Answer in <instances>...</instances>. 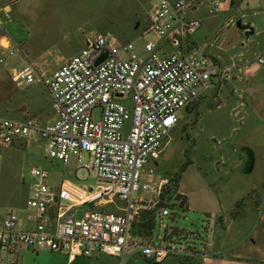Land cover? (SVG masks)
I'll return each instance as SVG.
<instances>
[{"label": "built area", "instance_id": "1", "mask_svg": "<svg viewBox=\"0 0 264 264\" xmlns=\"http://www.w3.org/2000/svg\"><path fill=\"white\" fill-rule=\"evenodd\" d=\"M198 2L156 0L145 28L156 41L135 45L110 33L94 32L49 76L38 74L30 62L11 70L17 86L34 81L45 86L54 117L39 122L28 115H0V149L37 135L47 158L65 163L74 156L79 166L93 171L99 184L83 194H76L79 188L64 180L53 188L48 171L30 165L32 180L25 199L30 227L21 225L14 209H0V264H16L20 252L27 249L52 251L68 260L123 256L121 264L131 256L157 263L169 255L190 253L183 246L155 245L151 238L133 236L130 227L140 208L155 209L162 238H167L169 222L162 219L169 212L161 196L171 178L155 177L153 163L180 111L192 105L214 77H222L223 68L213 58L193 53L191 35L200 21L190 13ZM16 50L8 42L0 62ZM96 108L99 115L94 118ZM81 152L87 153V164L81 162ZM113 197L123 202L117 211L91 206Z\"/></svg>", "mask_w": 264, "mask_h": 264}, {"label": "crops", "instance_id": "2", "mask_svg": "<svg viewBox=\"0 0 264 264\" xmlns=\"http://www.w3.org/2000/svg\"><path fill=\"white\" fill-rule=\"evenodd\" d=\"M44 4V0H14L8 11L2 12L3 7H0V55L7 47L1 43L3 39L17 48L0 62V74L11 78L13 68L30 62L38 74L49 76L65 59L74 55L65 50L75 39L68 33L66 36H63L66 34L64 32L54 34L53 38H47L39 46L31 39L36 34ZM190 16L200 21V26L193 32L194 56L209 55L223 68L222 77H214L209 88L200 96L210 98L208 110H212L213 106L226 109V113L219 117L224 119V123L227 118H233L240 125L237 129L236 125L231 124L228 126L230 131L222 134L224 143L219 154L222 166L217 168L221 170L217 180L207 179L190 158L175 184L172 185L171 181L163 193L167 192L166 200L174 206L203 214L209 225L207 228L213 234L212 240L206 242L204 251L191 248V253L184 256L193 260L189 264H264V197L258 221L255 216L257 207L252 210L250 204L251 193L258 182H264V0H199ZM6 22L8 30L2 26ZM38 33L43 34V30L39 29ZM51 52L55 54L54 67L47 71L42 67L48 61L46 54ZM259 58L262 61H258ZM47 94L50 100L48 91ZM19 107L23 109L17 110ZM34 109L37 111L38 106H25L14 98L12 92L0 95V115L20 118ZM237 130L231 139V132ZM168 143L167 137L159 157L153 163L155 177L171 178L177 173L174 170L164 176L161 170L156 169L158 162L168 157L165 150ZM172 154L173 148L170 149ZM256 173L258 179L253 177ZM64 181L72 184L69 180ZM84 191L78 189L76 194H83ZM145 210H151L155 218V209L140 208L137 214ZM54 216L55 211L51 209L50 220ZM20 221L23 227H30L26 214V224L21 218ZM171 227L168 223L166 234L177 233L178 228ZM150 237L151 234L148 239ZM32 252L38 254L39 250Z\"/></svg>", "mask_w": 264, "mask_h": 264}, {"label": "rangeland", "instance_id": "3", "mask_svg": "<svg viewBox=\"0 0 264 264\" xmlns=\"http://www.w3.org/2000/svg\"><path fill=\"white\" fill-rule=\"evenodd\" d=\"M155 1L44 0L42 16L37 23L36 34L31 36V39L39 46L44 44L47 38H53L54 34L61 35L64 32L66 34L63 36H66L68 33L70 36L75 37L74 41L65 49L70 54H76L83 46L85 35L94 32L110 33L119 41H134L135 45H139L146 40L156 41L157 37L145 30L148 14ZM13 3L14 0H0V7H3L2 12L8 11ZM2 26L7 29V22L3 23ZM39 29L43 30V34L38 33ZM63 36L60 38L62 39ZM191 36L195 46L194 33ZM32 40L31 44L33 43ZM1 43L7 45L5 39ZM46 55L48 61L44 62L42 68L49 71L54 67L55 58L53 55L55 54L51 52ZM4 92H12L14 98L18 102L24 103L25 106L29 104L38 106L37 111L34 109L32 112L27 111L26 113L39 122L51 121L54 117L47 91L41 82L34 81L25 87H18L8 75L1 73L0 95H3ZM201 97H198L187 109L183 108L180 111L179 121L168 136L169 143L165 148L168 157L160 160L158 166H156V169L161 170L164 176H168L174 170L177 172L176 174L181 173L183 164L192 158L195 166L204 173L207 179L217 180L219 178L218 174L221 173V170H217V168L220 169L222 166V158L219 155L224 143L222 134L230 131L228 126L231 124L236 125L239 129L240 122L235 121L233 118H227L226 123H224V119L221 120L219 117L226 113V109L223 107L216 109L213 106L212 110H208L210 98L204 99ZM200 98V104L196 107ZM20 109L23 108L19 107L17 110L20 111ZM98 115L99 112L96 108L93 111V117L97 118ZM238 131L231 132L230 138L233 139ZM171 148H173L172 155H170ZM0 154V209H4V207L14 209L23 223L26 214L25 199L28 185L32 180L27 171L30 165L45 168L48 171V182L53 188L58 187L62 180H69L79 189L91 193L96 190L99 184L93 171L85 166H79L74 156H71L65 163L47 158L44 142L37 135H31L28 142H18L11 148H1ZM81 162L88 163L86 152H81ZM253 177L258 179L259 175L256 173ZM263 183L258 182L255 191L251 193V209L255 210L254 207H257V211H255L256 221L262 213L260 205L263 203L264 197ZM161 197L168 199L167 192H164ZM105 199H107V196H104ZM122 205L121 200L113 197L111 201H101L91 206L106 211H117V207ZM166 207L169 213L163 217L162 221L166 224L169 222L170 226L178 228L180 232H173L163 239V231L159 228V217L155 213L150 237L152 243L155 245L183 246L190 253L191 248H195L199 252L204 251L206 242L213 238L212 232L207 228L209 225L205 216L190 210L184 211L169 201ZM82 208L80 206V209ZM150 215H152L151 210H145L134 216L130 227L133 236H137L135 230L140 219L146 216L150 217ZM148 237L146 236L145 239H148ZM235 238H238V235H235ZM184 256L183 254L169 255L157 263L145 261L140 256H131L123 264H189L193 262V260L190 261ZM122 259L123 256L115 257L99 254L97 257H76L67 261L64 255L48 250H39L38 254L32 252V250L25 252L22 250L16 264H121Z\"/></svg>", "mask_w": 264, "mask_h": 264}, {"label": "trees", "instance_id": "4", "mask_svg": "<svg viewBox=\"0 0 264 264\" xmlns=\"http://www.w3.org/2000/svg\"><path fill=\"white\" fill-rule=\"evenodd\" d=\"M189 160H187L183 166L181 167V171L184 169V167L188 164ZM179 174H175L172 177V185L175 184V182L178 180L179 178ZM182 202V201H181ZM152 212V211H151ZM153 223H154V217H153V212L152 215H150V217L146 216L144 218H141L140 221L137 224V229L135 230V234L137 236H139L140 238L145 239L146 236H149L151 234L152 231V227H153Z\"/></svg>", "mask_w": 264, "mask_h": 264}, {"label": "water", "instance_id": "5", "mask_svg": "<svg viewBox=\"0 0 264 264\" xmlns=\"http://www.w3.org/2000/svg\"><path fill=\"white\" fill-rule=\"evenodd\" d=\"M103 57H100L98 60H97V62L98 61H100L101 59H102ZM172 228V227H171ZM174 228V227H173ZM170 230H172V229H170ZM180 232V230H177V233H179Z\"/></svg>", "mask_w": 264, "mask_h": 264}, {"label": "bare ground", "instance_id": "6", "mask_svg": "<svg viewBox=\"0 0 264 264\" xmlns=\"http://www.w3.org/2000/svg\"><path fill=\"white\" fill-rule=\"evenodd\" d=\"M4 44V43H3ZM80 193H82V192H80Z\"/></svg>", "mask_w": 264, "mask_h": 264}]
</instances>
